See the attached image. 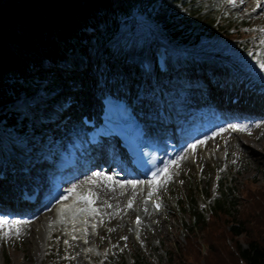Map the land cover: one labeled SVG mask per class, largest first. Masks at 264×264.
<instances>
[{"label":"rangeland","instance_id":"374dc122","mask_svg":"<svg viewBox=\"0 0 264 264\" xmlns=\"http://www.w3.org/2000/svg\"><path fill=\"white\" fill-rule=\"evenodd\" d=\"M8 1L2 0L0 3L4 5ZM216 2L222 3L223 8L227 12L241 13L243 18L248 19L250 21L249 30L254 34L250 36V42L247 46L249 47L253 43V40L259 38L258 44L264 49V1L261 3V0H216ZM138 21L140 25L139 31H130L128 26H122L120 35L108 50H105L104 45L92 43L85 55L77 53L69 54L60 65L55 66L54 71L58 75L59 80L58 89L52 92V95L43 88H40L34 95L21 98L13 104L14 109L24 110L28 116H32V120L36 123L40 132H36L34 136L31 134L18 135L14 137L16 140L12 138L13 135L11 133L2 132L1 134L5 137L4 142H0V161L5 159L7 148L18 147L21 144L29 146L34 154V169L38 171H35L36 177H38L44 172V169L39 164L40 162L43 161L50 164L53 162L55 156L57 158L56 161L59 159L56 150L53 149V145L58 139L51 141L50 135L52 129L57 127L56 123H58V118H60L59 110L69 103L67 99L71 94L66 92L65 89L69 87L67 80L73 82V80L77 79V77H72L73 74H76L77 70L75 69L81 70L82 75L85 76H95L100 69H105L106 74L102 75L104 79L108 76H123L124 79L131 82V88L141 85L143 90H140V92L151 96V98L156 97L155 100L157 96L164 98L167 103H169L167 97H170L175 103L186 99L188 103L186 105L183 103V109L188 111L187 114L189 115L187 118L190 120H194L195 117L198 119L196 108H213L211 104L215 100V95L211 96V94L221 93L223 95L225 92L233 93V91H237L240 87L236 82L239 75H247L264 86V53L260 52L259 55H252V52L244 53L245 51L248 52L245 50L246 48L244 51L239 50L234 45V40L230 43H219L217 35L211 39L203 40L205 44L204 50L211 53L230 55L234 60V66L237 67V72L230 73V71L222 69L217 61H211L209 57H206V61H210L205 63L206 65L211 64L215 68L217 66L221 68L223 79L220 80L219 77L214 78V75L211 74H196L194 70L189 69V71L182 74V78H188L189 80L199 79L201 81L200 85L198 88H188L181 91V89H176L175 86H172L178 84L172 77L162 78L160 81L138 78L137 74H134L138 72L135 71L131 64L122 65L123 60L130 55L148 57L155 41H162L161 37L148 26L144 19L139 18ZM171 50L174 63L190 62L184 56L182 49L171 47ZM45 63L47 62L45 61ZM68 64L70 67H75V69L72 68L71 74L66 72ZM94 78L88 77L79 85L86 86L87 84H91V86L95 87L96 82ZM73 84L76 83L73 82ZM151 92H156V96ZM163 94L166 96L163 97ZM208 96L210 104L204 103L202 106L198 104L199 106L196 107V103L201 98ZM230 97L231 95L227 94L224 100H229ZM50 98L53 102H50ZM31 101H37L36 107L41 110H37L38 108L36 107L30 108L28 103ZM178 110H181V107ZM238 126L246 130L234 131L232 130L233 127L227 126L222 132L214 134L204 142L202 141L204 139L190 138V151L188 153L181 151L182 153L172 158L170 163L167 162L160 175L153 181V184L162 182L171 171L173 172L172 182L164 185V187L160 184L159 190L156 189V185H151L150 189L148 187L151 194L147 196L146 204H148V199L151 196L159 198L164 203L163 210L158 213V219L153 218L147 223L145 222L148 225L143 226L142 236H140V233L131 234L128 230L122 229V227L115 228L114 226L111 227L108 223L104 224L102 222L103 232L98 237L102 240V246H105H101L99 249L102 254L106 250H108V253L104 257L99 256L98 259L88 257V264H120L122 261L133 264L135 258L139 257L152 264H167L168 252L173 248H177L182 240H185L186 231L183 221L189 218V216L187 213H180L179 205L181 198H185L187 195L188 189H193L194 196L198 200V208L205 209L213 197L218 194L217 188L220 185V179L223 178L224 174L228 173V170L232 171V177L226 184L232 188L231 194L234 196L240 193L242 182L248 178L255 179L258 184L264 186V120L257 127ZM185 133L188 132L186 131ZM193 145L197 148L193 147ZM195 149L197 150L198 158L201 160L199 162L195 160ZM185 154L190 158H188L189 161L184 160ZM228 157L231 159L228 160ZM106 168L108 169L106 165H103L101 169L107 171ZM94 170L96 169L94 168ZM118 171L116 170L115 174ZM115 177L117 178V176ZM223 182L225 183L224 179ZM140 185L141 182L134 186L135 189L140 190ZM79 187L75 189L77 190ZM135 196L129 194V197H126V199L131 202V205L135 206L134 210H142L141 197L136 198ZM137 216V212L127 215L125 217L127 226H132ZM19 220L20 217H18ZM156 222H159L160 225L158 229L154 230L150 224ZM2 224L4 226L0 227V264H77L74 261L72 262L75 253L70 254V259L62 260L64 253L59 251L58 247L53 250L44 251L43 256L34 255L28 237L23 234H14V230L23 227L18 226L14 222L9 224L3 222ZM118 225L121 226V222H118ZM112 228L113 231L111 232ZM97 229L98 227L96 226L93 233H97ZM8 230H11L13 235L11 237H4L3 232ZM88 248L86 250H89Z\"/></svg>","mask_w":264,"mask_h":264},{"label":"trees","instance_id":"16d2710c","mask_svg":"<svg viewBox=\"0 0 264 264\" xmlns=\"http://www.w3.org/2000/svg\"><path fill=\"white\" fill-rule=\"evenodd\" d=\"M225 11L216 0H9L0 6V131L40 132L10 107L39 87L56 89L54 67L69 54L85 55L92 43L108 50L122 26L140 29L139 18L174 48L204 46L203 39L217 35L219 43L234 40L243 51L254 34L250 21ZM249 49L264 53L257 43ZM186 71L177 76L180 88L197 87L199 79L182 78ZM231 177L228 170L205 209L198 208L192 188L181 198L179 211L189 216L185 240L168 252L167 264H264V186L248 178L234 196L226 184ZM133 264L152 263L139 257Z\"/></svg>","mask_w":264,"mask_h":264},{"label":"bare ground","instance_id":"6f19581e","mask_svg":"<svg viewBox=\"0 0 264 264\" xmlns=\"http://www.w3.org/2000/svg\"><path fill=\"white\" fill-rule=\"evenodd\" d=\"M263 1L264 0H261V3H263ZM134 58H137L138 61L137 56H134ZM76 70V74H73L72 76L77 77V79L73 80L76 84H73L71 80H67L69 87L65 89L66 92L71 94L67 99L69 103L59 110L60 118H58V123H56L57 127L52 129L50 135L51 141L58 139L57 142L54 143L53 149L56 150L60 163L58 164V160L56 161V156L50 164L43 161L39 163L44 169V172L41 173L36 180L41 186L43 198L37 205L26 204L18 206L17 208L13 206L12 203L6 202L5 204L2 202V205L0 204V211H9L15 214V218H13L12 222L23 228H17L14 230V234H23L28 237L31 242L32 253L34 255L43 256L44 251L53 250L58 247L59 251L64 253L62 260L68 258L70 259V254L75 253L74 258H72V262L74 261L77 264H88L87 258L90 257L91 259H95L98 254H93L91 250H83V248L87 245L90 246L89 244H96L98 247L102 246V240L92 232V229H90L91 226L92 228L97 226L99 234L103 232V222L104 224L108 223L111 227H122V229L125 231L128 230L131 234L140 233V236H142L143 226H147L148 224L146 223L153 218L158 219V213L161 212H156L152 208V200H154V196H151L148 199V204H146V198L151 194L148 187L150 189L151 185H156V189L159 190L160 184L163 187L166 184H170L173 180V172L171 171L169 175L165 176L164 180L160 183L156 182V184H153V181L157 177L153 180L145 181V185L141 186L140 190H137L129 183L122 184L115 177V171H122L121 166L124 164L122 155L118 150L113 149V154H103L95 151V154H91L90 156L80 155V153H73L71 151L73 147L80 149L83 147L82 142L74 141L76 138L74 133L78 126L77 117L79 111L83 109L84 111H89L91 108H96L97 106L94 103V97L95 94L100 93L99 90H101L100 88L91 86V84H87L86 86L79 85L88 77L94 78V75L87 77L82 75L81 70ZM137 72L140 73L139 71ZM98 74L105 75L106 70L100 69ZM108 77H106V79ZM105 89L111 92H114L115 89L120 91L123 96H129V98H132L134 100V104H136L138 108L144 109L146 113H150L152 115V122L158 123L159 121L163 130L166 132L165 136L169 135L167 124L164 125V123H169L171 121L174 109L166 102V100H164V98L157 97L155 100L156 97L151 98V96L140 92V90H143L141 85L133 86L131 88V82L124 79L123 76H114L111 83L106 82ZM134 90H136V92H134ZM86 93L88 96L91 93V96L86 97ZM225 96L226 95H224V97ZM244 98L246 97H243V99ZM205 101H207V99L201 98L198 104L202 105ZM243 102L244 101L242 100V103ZM207 103L210 104L209 101ZM159 104L163 106V108H160L165 112L164 118H159L157 116V112H155V114L153 113L154 107ZM181 107H184L183 102H181ZM258 108H261L262 114L264 115V105H262V102L259 104ZM183 114L184 113H180V124L175 125L171 123L174 131V137L171 139H177L179 143H183L180 150L188 153L191 149L190 143L189 139L187 140V135L183 129H194V126L191 124L184 125L185 120H182ZM188 115L189 114H186L187 117ZM210 116V113L206 115L201 113L199 118L194 120L192 119V122L196 123L209 119V121L204 123V125H206L210 122L219 123L222 121L221 116L216 120H212ZM204 127L201 126L202 130ZM207 130L209 129H205L204 132ZM207 140L208 138H204L202 141L204 142ZM66 151H68V154L65 153ZM194 153L196 162L201 161L198 158L196 149ZM170 156L167 158L168 163H170ZM184 157V160L189 161L190 158L186 156V154ZM11 164L21 166V164H18L16 161H12L9 157L2 161L0 166L3 168L4 166H10ZM103 165L108 167L107 171L101 169ZM94 168L96 170H94ZM57 174L60 176L59 179H56ZM11 175L12 173L10 176ZM106 177H111V180L106 179ZM9 180L10 179L0 180V183H4L5 181L8 182ZM5 185L6 184H3V187ZM76 187L79 188L76 190ZM4 193L10 196L8 192L5 191ZM72 193H74V195H72ZM81 194L84 195L83 197H86V195L89 194L88 199H91L92 203H89L87 199H81L79 201L78 197ZM129 194H131V196L136 195V198L141 197V203L143 206L142 210H134L135 206L131 205V202L126 199V197H129ZM69 199L71 202H69ZM68 202L70 204L76 202L80 203L79 205L73 206L71 211L69 210L70 205ZM23 211H27V214H20ZM135 211L138 213L137 217L141 219V223L138 227H134L133 225H128V227L125 217L133 213L135 214ZM28 216H31V218L27 219ZM18 217H20L19 221ZM118 222H121V226L118 225ZM150 225L154 228V230H156L160 224L159 222H156ZM79 228V233L72 234L75 231L74 229ZM86 231L89 232L88 237L85 236ZM112 231L113 228L111 229V232ZM11 235H13L11 230L3 232L4 237H11ZM86 237L87 240H85ZM88 249L91 248L89 247ZM107 253L108 250L103 252L104 255Z\"/></svg>","mask_w":264,"mask_h":264},{"label":"snow or ice","instance_id":"6c2138e0","mask_svg":"<svg viewBox=\"0 0 264 264\" xmlns=\"http://www.w3.org/2000/svg\"><path fill=\"white\" fill-rule=\"evenodd\" d=\"M232 130H234V131H245L246 129L242 128L240 126H235L234 125ZM193 147H195V145H193ZM97 175H99V174H97ZM154 178H155V174H154ZM106 179L111 180V177H106ZM82 199H87L89 203H92V200L88 199L87 197H82Z\"/></svg>","mask_w":264,"mask_h":264},{"label":"water","instance_id":"95a60500","mask_svg":"<svg viewBox=\"0 0 264 264\" xmlns=\"http://www.w3.org/2000/svg\"><path fill=\"white\" fill-rule=\"evenodd\" d=\"M0 6H1V3H0Z\"/></svg>","mask_w":264,"mask_h":264}]
</instances>
